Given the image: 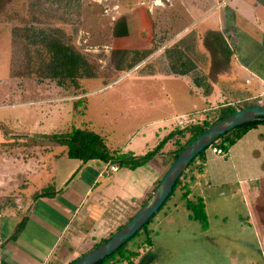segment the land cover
Masks as SVG:
<instances>
[{"label": "crops", "instance_id": "obj_1", "mask_svg": "<svg viewBox=\"0 0 264 264\" xmlns=\"http://www.w3.org/2000/svg\"><path fill=\"white\" fill-rule=\"evenodd\" d=\"M212 3L209 25L189 38L194 41L192 70L169 73L173 76L163 81L181 89L164 93V119L197 109L200 121L211 120L226 106L264 98V0ZM169 66H156V73ZM122 78L72 98L102 94ZM195 97L202 108L171 111L177 102L193 104ZM175 132L164 128L150 147L138 151L106 146L133 158L160 147L134 169L98 159L76 160L60 145L18 146L14 153L0 147V264H70L105 241L136 214L169 168ZM215 146L224 154L217 156L208 148L195 159L178 187L181 201L201 206L203 233L212 230V220L237 219L239 234L224 236L244 252L227 259L229 264H264V124L232 141L220 138ZM109 165L118 171L109 172Z\"/></svg>", "mask_w": 264, "mask_h": 264}, {"label": "rangeland", "instance_id": "obj_2", "mask_svg": "<svg viewBox=\"0 0 264 264\" xmlns=\"http://www.w3.org/2000/svg\"><path fill=\"white\" fill-rule=\"evenodd\" d=\"M78 5L79 8L74 6L65 11L55 0H10L1 10V148L13 152L21 146L27 150L40 146L33 140L38 137L80 129L98 135L107 147L138 151L146 145L150 147L164 128L171 127L176 132L179 129L177 119L185 115L164 119L168 112L164 93L181 89L169 88L163 81L168 80L166 76H173L169 73H181L186 68L162 50L165 47L179 49L193 65L194 41L189 38L194 30L209 25L212 0H79ZM141 11L147 13L144 18L150 22L138 47L141 52L152 51L151 54L158 50V54L153 60L148 59L150 54L135 66L138 70L133 67L124 74L117 73L111 62L115 26ZM31 27L58 30L66 44L96 66V78L82 77L74 84L66 80L60 82V86L58 80L36 74V71L41 73L47 62L41 47H38L40 52L27 48L30 35L23 31ZM164 65L169 66L167 70L156 73V66ZM121 76L123 78L112 89L102 94L72 98ZM182 85L186 87L184 82ZM191 101L193 104L188 106L177 102L171 111L203 107L196 97ZM245 105L234 104L237 109ZM192 111L189 115L199 118L200 110ZM225 111L220 109L216 116H223ZM157 119L161 122L153 123ZM178 187L145 226L148 236L141 231L121 253L99 264H229L227 259L231 256L242 255L244 251L236 246L238 243L227 242L224 236L239 234L237 219L228 216L226 222L212 220V230L203 233L201 228L204 227L193 219V210L183 205Z\"/></svg>", "mask_w": 264, "mask_h": 264}, {"label": "trees", "instance_id": "obj_3", "mask_svg": "<svg viewBox=\"0 0 264 264\" xmlns=\"http://www.w3.org/2000/svg\"><path fill=\"white\" fill-rule=\"evenodd\" d=\"M8 1L10 0H0V13ZM55 1L58 2V4L61 6V9L65 11L72 9V7L74 8V6L79 8L78 5L79 0H55ZM146 16L147 13L141 11L138 14H135L134 17H130V19H123L115 26L112 36L114 59L111 62L113 69L117 73L119 72L121 74H124L128 72L130 69L137 66L140 62H142L152 53V51L150 50H146V52H141L142 49L138 47V44L141 43L143 40L142 35L146 30L145 28L146 24L148 25L150 22L149 19H147L146 21V19L144 18ZM46 30L47 31L31 27L23 31L25 34L30 35V37H28L30 44L29 46H27V48L29 49L36 48L38 50V47H41L44 56L46 57L45 61L47 63L46 65H44V67L41 70L42 74L40 73V71H36V74L40 76H44L45 79L58 80L60 86H62V83L60 82H64L66 80H69L71 81L72 84H74L77 80H80L82 77H84L82 79L96 78L95 75L96 66L93 63L91 64L85 58V56L82 55L80 52H78V50L75 49L73 46L66 44L63 41V37L61 36L58 30L47 29V28ZM36 34H38V36ZM135 44L137 47L136 51L134 50ZM38 52L40 51L38 50ZM164 52L165 53L169 52L170 56L173 57L176 61H180L181 66H184L186 70L188 68L192 70L190 67L191 60L187 57L188 60L187 61L185 58L186 55L183 54L179 49L176 48L165 49ZM116 58H118V60H116ZM26 70L28 74H31L28 69ZM115 80L116 78L114 80L109 81L108 83L113 82ZM244 104L246 105L240 109L234 108V106L233 107L226 106L224 107L226 111L223 116H218V117L216 116V118L211 120L204 119L202 121H197L195 124L188 125L183 129L179 128L177 132H175L174 134L176 148L171 155L172 161L185 146H187L193 139H195L207 127H209L216 121L234 113L237 110L251 108V107L264 108V105L259 103V101L257 100L252 102H246ZM257 124H264V123H253L244 126L242 128H238L226 134L222 138L228 137L229 141H232L237 137H239L243 131ZM33 140L37 142L38 143L37 145H40L41 147H48L52 145L65 146L67 148L68 156L76 160L88 161V160L98 159L105 163H109V162L114 163L118 167H129V168L131 167L133 169L144 165L154 155L157 154L160 148L158 147L157 149L147 153L143 157L133 158L129 153L123 154L121 153L120 150H113V151L109 150L104 145L103 140L98 135L91 133V131H87V130L84 131L80 129H74L68 133H58L52 136H41ZM184 174L182 176H184ZM182 176L177 181L175 187L180 185ZM187 207L193 210V219L199 221V223H201L204 227L205 218L201 206L198 203L196 205L189 203L187 204ZM151 220L149 222H151ZM141 231L146 232L145 227L142 230H140V232ZM140 232H138L137 234H139ZM146 242L149 245L151 243L148 237L146 238ZM126 245L127 244H125L122 248H120L116 253L118 254L121 253L124 247H126Z\"/></svg>", "mask_w": 264, "mask_h": 264}, {"label": "water", "instance_id": "obj_4", "mask_svg": "<svg viewBox=\"0 0 264 264\" xmlns=\"http://www.w3.org/2000/svg\"><path fill=\"white\" fill-rule=\"evenodd\" d=\"M253 123H264V108L251 107L237 110L207 127L178 153L134 216L110 238L70 264H99L115 254L153 219L170 197L177 181L201 153L231 131Z\"/></svg>", "mask_w": 264, "mask_h": 264}, {"label": "built area", "instance_id": "obj_5", "mask_svg": "<svg viewBox=\"0 0 264 264\" xmlns=\"http://www.w3.org/2000/svg\"><path fill=\"white\" fill-rule=\"evenodd\" d=\"M259 103L264 105V98L259 100ZM197 121H200L199 118H196L193 114H187L185 116L179 117L176 122V126H178L180 129H183L187 127L188 125L195 124ZM217 141L212 144L209 149L212 151L213 154L220 156L223 155L224 152L221 148L215 146ZM109 172L114 173L118 171V167L115 165H109L108 169Z\"/></svg>", "mask_w": 264, "mask_h": 264}]
</instances>
